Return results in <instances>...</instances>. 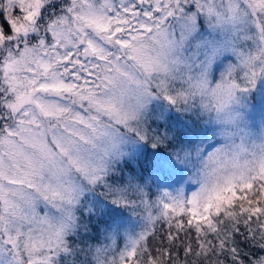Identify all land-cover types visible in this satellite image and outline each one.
I'll list each match as a JSON object with an SVG mask.
<instances>
[{"label": "snow or ice", "instance_id": "snow-or-ice-1", "mask_svg": "<svg viewBox=\"0 0 264 264\" xmlns=\"http://www.w3.org/2000/svg\"><path fill=\"white\" fill-rule=\"evenodd\" d=\"M0 264H264V0H0Z\"/></svg>", "mask_w": 264, "mask_h": 264}]
</instances>
